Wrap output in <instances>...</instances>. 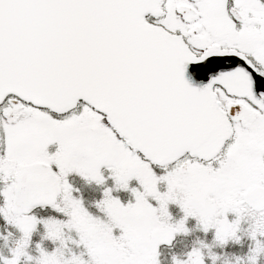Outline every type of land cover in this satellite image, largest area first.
Returning <instances> with one entry per match:
<instances>
[{"label":"snow or ice","instance_id":"1","mask_svg":"<svg viewBox=\"0 0 264 264\" xmlns=\"http://www.w3.org/2000/svg\"><path fill=\"white\" fill-rule=\"evenodd\" d=\"M209 57L230 67L191 86L187 66ZM0 152V179L11 180L5 208L54 202L62 188L83 214L65 177L103 183L101 166L118 187L135 176L151 189L152 165L175 162L171 188L185 173L220 183L246 156L248 178L264 182V0H0ZM36 183L44 190L34 192ZM132 191L137 203L122 207L107 190L101 207L113 225L88 218L84 230L108 237L151 214ZM182 207L191 213L192 201Z\"/></svg>","mask_w":264,"mask_h":264},{"label":"rangeland","instance_id":"2","mask_svg":"<svg viewBox=\"0 0 264 264\" xmlns=\"http://www.w3.org/2000/svg\"><path fill=\"white\" fill-rule=\"evenodd\" d=\"M58 147V144L50 145L49 154H54ZM20 164L27 162L20 161ZM6 186L1 181L0 209L4 211H0V264L13 259L19 264H41L46 257L52 264H98V253L114 250L126 255L125 264H194L197 259H202L204 264H264V212L252 213L245 204L234 203L225 209L221 201L193 199L194 196L187 192L182 196V203L190 199L193 210L189 213L184 208V215L176 227L177 239L173 247L169 253H161L145 262L138 251L148 241L151 230L166 223L168 202L177 199L174 185L163 203L153 195L158 194L155 185L151 189L145 188L143 199L153 211L139 215L130 231L122 232L112 227L108 237H119L117 239L101 238L85 231V225L78 220L80 211L71 210L69 206L52 210L60 218L47 215L51 213L46 210L16 213L13 207L5 208L2 192ZM112 198L118 200L122 207L137 203L136 196L131 203L126 201L127 197ZM102 216L105 218L101 220L103 224L113 225L114 217L107 207L102 208ZM20 224L31 225L27 236L21 231ZM244 235L249 240L242 242ZM89 241L92 246H89ZM238 245L244 249L242 253L236 252Z\"/></svg>","mask_w":264,"mask_h":264},{"label":"flooded vegetation","instance_id":"3","mask_svg":"<svg viewBox=\"0 0 264 264\" xmlns=\"http://www.w3.org/2000/svg\"><path fill=\"white\" fill-rule=\"evenodd\" d=\"M76 113L82 111L78 107L74 109ZM71 114V113H69ZM1 153V152H0ZM5 154V153H4ZM185 157L191 158L189 153L184 154V157L180 159L183 160ZM207 163V162H205ZM213 169L219 167L218 161H211ZM21 166H27V164H21ZM153 175L156 178V186L159 195L166 196L171 188L169 187V182L166 179L169 172L175 167V162L170 163L166 167H161L159 165L153 164ZM237 175L226 177L222 182H202L192 177L189 173L182 174L177 182L174 184L175 192L177 194V199L174 201H169L168 206V217L167 221L164 225L160 226L164 227H172L175 229V240L170 245L160 246L159 254L169 253V250L173 247L176 239H177V225H179L182 216L184 215V207H182V196L189 192L194 198L199 199H208L212 201L216 199L221 201L223 207L226 209L227 207H231L234 203L245 204L248 210L252 213H262L264 212V208H261L259 211H254L250 207V203L248 200V196L252 191L262 192L264 191V182L261 181H252L246 175V172L249 168V159L246 156H241L237 161ZM54 170L55 166H54ZM100 173L104 178L103 183H97L95 180H91L86 178L84 175H81L79 172L72 171L66 177L67 185L70 186L71 189V197L75 201L80 202V209L83 214H80L78 220H80L84 225L87 223V219L91 218L92 220L99 221L103 223L102 216V208L101 202L105 198V192L107 190H111L112 197H127L128 203L134 201V193L133 189H136L138 192L142 194H146L145 187L141 184V182L133 176L131 179L127 181V187H118L116 180L113 178V170L108 166H101ZM6 185L11 183V180L4 181ZM125 200V198H124ZM127 203V204H128ZM63 206H69L71 210L76 209L73 207L67 200H65L63 189H59V193L54 197V202H49L47 204L38 205L35 208H43L47 211H51L54 208H62ZM222 207L223 210H225ZM58 210V209H57ZM52 217L56 216L55 211H53ZM81 213V211H80ZM105 219V218H104ZM102 220V221H101ZM95 233V232H90ZM96 236L105 238L106 236L100 233H95ZM148 245V241L142 245L138 251L144 250ZM158 254V255H159ZM172 254V253H171ZM101 256L109 258L112 262L115 258L121 256L122 262L118 264H125L126 255L114 250L106 253H98L97 258L99 259ZM114 264V262H113Z\"/></svg>","mask_w":264,"mask_h":264},{"label":"water","instance_id":"4","mask_svg":"<svg viewBox=\"0 0 264 264\" xmlns=\"http://www.w3.org/2000/svg\"><path fill=\"white\" fill-rule=\"evenodd\" d=\"M232 63H235V61H232ZM228 67H230V64L225 58L209 57L208 60L202 64H189L187 66V71L185 72V78L189 81L191 86L201 88L204 85H206L211 79V77L215 76L218 71L227 70ZM32 190L34 192H41L44 189L42 185H40L39 183H36L33 186ZM58 190H57V193H58ZM248 200H249L250 206L253 209L260 210L262 207H264V191L262 192L252 191L248 196ZM43 203H47V202L42 201V200H36L31 206L27 208L14 206V210L16 212L22 213V212L28 211L30 208H32L35 205L43 204ZM0 224H1V220H0ZM151 237L152 238L149 242V248L151 250V253H157L159 244H170L171 243L173 239V229L169 227L157 228L153 230ZM162 240L166 242H160ZM143 258L146 260L150 259V252L148 250H145V252L143 253ZM116 261L120 262L121 257L120 256L117 257ZM199 261L201 262V264H203L201 260ZM194 264H196V262Z\"/></svg>","mask_w":264,"mask_h":264},{"label":"trees","instance_id":"5","mask_svg":"<svg viewBox=\"0 0 264 264\" xmlns=\"http://www.w3.org/2000/svg\"><path fill=\"white\" fill-rule=\"evenodd\" d=\"M246 235H244L243 237H242V242H245V239H247V240H249L247 237H245ZM239 243L238 244H242L240 241H238ZM238 246H240V247H236V252H239V253H242L243 251H244V249H242L241 248V245H238Z\"/></svg>","mask_w":264,"mask_h":264}]
</instances>
